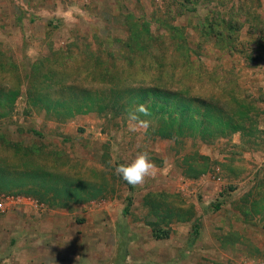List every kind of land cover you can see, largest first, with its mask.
<instances>
[{"label":"rangeland","instance_id":"rangeland-1","mask_svg":"<svg viewBox=\"0 0 264 264\" xmlns=\"http://www.w3.org/2000/svg\"><path fill=\"white\" fill-rule=\"evenodd\" d=\"M245 3L0 0V89L17 91L0 119V172L22 184L14 191L35 190L34 173L73 184L68 199L59 187L29 197L42 204L46 228L65 226L48 229L41 264H264V27L230 20ZM258 14L264 24V0ZM47 80L93 92L165 82L216 100L240 129L172 139L150 119L131 132L122 107L62 121L29 99L34 88L46 94ZM140 152L156 175L132 187L114 169ZM5 181L0 195H11ZM87 239L92 248L77 242ZM11 244L0 231V264H10ZM161 247L175 258L157 256Z\"/></svg>","mask_w":264,"mask_h":264},{"label":"trees","instance_id":"trees-1","mask_svg":"<svg viewBox=\"0 0 264 264\" xmlns=\"http://www.w3.org/2000/svg\"><path fill=\"white\" fill-rule=\"evenodd\" d=\"M247 3L240 4L238 7V15L230 17V20L240 21L242 18L252 19L254 27L263 28L262 17L258 14L260 0H246ZM246 23L248 20L245 21ZM145 67V66H144ZM56 81V82H54ZM53 82L52 84H49ZM160 81H158L159 83ZM46 85L48 91L46 94L33 92L29 94L30 101L34 105H43L49 113L54 112L62 121L73 119L78 114H86L90 112L101 113L105 109H117L122 107L123 110H133L139 104H146L152 112V116L142 117V119L158 120L161 124L159 130H156L161 137L177 139L184 137L187 131H192L193 135L200 132V135L207 134V128L214 126V131L210 135H227L228 130H239L234 125V118L224 121L221 110H217L216 100H203L201 98H192L186 94L171 92L167 83L153 85H116L111 89L102 91H89L81 86H77L72 82L62 80H47ZM52 89L54 92H52ZM17 91H6L0 89V119L8 115V111L12 112V105L15 104ZM52 94H59V97L53 98ZM110 95L116 97L110 98ZM214 101V103L210 102ZM194 105H198L194 108ZM5 110V112H3ZM204 110V112H202ZM208 135V134H207ZM0 172L1 179L6 178V183H2L5 190L11 193L16 190L19 185L16 180L7 179V176ZM29 178L34 181L35 190L18 191L25 195L43 198L44 194L49 195L54 192H60L64 198H69L73 191L71 181L61 180L60 182L51 179L49 175L46 177L37 174H30ZM25 186H23L24 189ZM20 189V190H21ZM17 194V193H16Z\"/></svg>","mask_w":264,"mask_h":264},{"label":"crops","instance_id":"crops-1","mask_svg":"<svg viewBox=\"0 0 264 264\" xmlns=\"http://www.w3.org/2000/svg\"><path fill=\"white\" fill-rule=\"evenodd\" d=\"M18 191H25L21 189ZM14 191L10 196L14 198L23 199L22 203H15L14 209L8 213L7 217L9 222L0 225V231L7 233L11 239V257L7 260L10 264H16L21 256H26L24 260L25 264H41V257L45 244V237H47L48 229L54 231H63L65 226L62 223H52L50 228H46V224L43 220V214L41 211V205L39 201L29 198V195L25 193H18ZM17 193V194H16ZM35 198V196H32ZM20 202V201H18ZM53 220H51L52 222ZM169 241V240H168ZM78 243H82V247L88 249L89 239L78 240ZM86 242V244H85ZM81 247V246H80ZM91 245L89 248H92ZM156 250L155 253L159 256V253H166L169 261L175 258L174 248ZM92 252V251H91ZM88 253V251H87ZM82 255H80L81 257ZM79 257V255H78ZM83 258V257H82ZM78 258L77 264H82L83 259ZM93 264V263H90Z\"/></svg>","mask_w":264,"mask_h":264},{"label":"clouds","instance_id":"clouds-1","mask_svg":"<svg viewBox=\"0 0 264 264\" xmlns=\"http://www.w3.org/2000/svg\"><path fill=\"white\" fill-rule=\"evenodd\" d=\"M152 112L146 104H139L127 113L129 131L138 132L141 129L147 130L151 124ZM114 173L132 187L143 185L148 178L156 175V165L153 163L147 152L138 153L129 164H119L115 167Z\"/></svg>","mask_w":264,"mask_h":264},{"label":"built area","instance_id":"built-area-1","mask_svg":"<svg viewBox=\"0 0 264 264\" xmlns=\"http://www.w3.org/2000/svg\"><path fill=\"white\" fill-rule=\"evenodd\" d=\"M20 201V202H18ZM23 199L14 198L10 195H0V214H7L14 209L15 203H22Z\"/></svg>","mask_w":264,"mask_h":264}]
</instances>
